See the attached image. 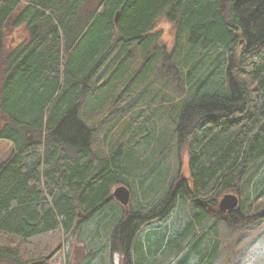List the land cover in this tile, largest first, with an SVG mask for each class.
I'll return each instance as SVG.
<instances>
[{"label":"trees","instance_id":"1","mask_svg":"<svg viewBox=\"0 0 264 264\" xmlns=\"http://www.w3.org/2000/svg\"><path fill=\"white\" fill-rule=\"evenodd\" d=\"M87 1L0 0V141L12 145L0 163V232L24 241L61 232L86 247L80 264H115L116 257L121 264H189L185 248L194 264H213L218 221L264 219L254 207L264 197V0H101L90 8ZM160 16L177 30L160 70L178 97L164 96L158 117L152 95L147 104L116 109L134 89L126 81L144 78L159 50L156 44L145 53ZM9 27L24 31L16 44ZM136 49L144 61L130 72ZM117 52L107 78L128 77L120 87L112 80L121 94L109 117H127L126 126L103 154L95 150L98 129L81 112L107 84L97 79ZM166 116L175 125L170 135L160 126ZM175 138L187 147V179L173 178L165 163ZM120 186L130 192L126 206L111 198ZM227 194L240 205L225 218L218 205ZM185 203L186 221L170 224ZM0 264L31 263L0 247Z\"/></svg>","mask_w":264,"mask_h":264},{"label":"rangeland","instance_id":"2","mask_svg":"<svg viewBox=\"0 0 264 264\" xmlns=\"http://www.w3.org/2000/svg\"><path fill=\"white\" fill-rule=\"evenodd\" d=\"M100 1L101 0H88L86 5L88 8L94 7ZM23 32L24 31L22 28L16 29L15 31L9 27L7 29V37H9L8 40L12 42V44H16L18 40L15 37H23ZM176 33L177 30L175 26L169 23L164 16H160L157 19L155 30L151 34L145 53H149L151 50H153L156 44L158 45L159 50L156 52L155 57L149 60L146 67L142 70L141 74L143 71H147L146 76L142 78L143 74L140 75L138 81L134 82L132 79H128L126 81L128 77L127 74L123 75V77H121L120 74H117L115 76L117 77L115 81L113 79L114 75H111L112 73L107 78L108 71L111 69V67L116 65L117 61L121 59L122 52L113 53L109 57L108 62L103 65L102 69L100 70V77L97 79V83H104L106 80L107 84L103 87V90L101 89L98 92H94L93 97H89L91 100H89V105L86 106L87 109L85 108L86 110L81 112L82 117L86 119L85 121L92 127L98 129L96 133L98 142L96 143L97 145L95 150H98L101 153L105 152L107 148L110 147V141L113 138H118V132H120L119 128H122L123 130V128L126 126V123L121 118L126 119L127 117H123L121 115L112 116L114 117L113 119H110L109 117L113 111L112 103L114 102V99L117 98V95L121 94V91L117 89L116 86H114V88L112 87V80L114 81L113 83L117 84L119 87L123 85L125 81L126 83L133 82L131 84V88L134 87V89H131V91L128 90V92L126 91L124 94H121L119 101L117 102L118 104L116 109H120L121 106L134 103V101L137 104H139V102L146 103L147 100H145V97L152 95L153 100L150 101V103L156 104L148 106L154 108V114L158 117L163 113L162 110L166 99L168 97L170 99L178 97V89L173 87L171 84L172 78L168 75H165L166 69L160 70V64L164 54L169 55L174 53V49L176 48ZM135 51L137 53L139 50L136 49ZM137 56L136 62L129 70L130 72L137 71L141 63L144 61L145 55L142 53V50L137 53ZM177 59L178 58L176 55L175 61L176 64L179 65V61ZM124 69L125 68L123 67L119 68L118 72H122ZM107 86H109V88H106ZM138 95H140V99L137 98ZM164 96L167 98L164 99ZM161 99L164 101L163 103L159 102L162 101ZM180 102H182V100H180ZM85 111L88 113L86 114ZM147 115L148 114H145V116ZM151 118L152 116L149 119ZM167 118V116L161 118L163 122L160 124V126H165V129H167L170 135L175 125L172 120ZM109 119L112 122L115 120L113 128ZM120 133L122 134L123 132ZM123 137L125 138V136ZM11 152L12 145L6 141H0V163L6 160ZM169 152L170 153L167 155V161L165 163L172 164V177L175 178L177 175H179L187 179L189 177V171L187 167V147L177 146L175 138L173 141V147L170 148ZM165 163L163 166L167 165ZM253 169H256V167ZM112 200L113 202H117L113 198ZM257 202L254 203V207H256L255 209L259 211L263 210L264 197H262ZM239 205L237 209H239ZM178 208L180 210H177L173 214L174 217L173 220L169 222L170 224H172L174 221H176L174 225L177 224L179 216H184V222L188 218L190 204L185 203L184 205H180ZM229 213L230 212L228 211L224 213L226 216L225 218L229 216ZM216 214L217 212L215 209L211 210L209 221H215V219H217ZM239 217L240 215L237 214L235 217H232V222H235L234 224H236L234 226L229 225L227 222L218 221L217 227L220 233L219 254L217 256V260L213 264H245L246 260L254 261L255 264H264V219L257 220L253 224L244 225L245 222L240 221ZM224 221H227V219ZM0 247H7L17 250L20 254V257L24 261H27L31 264H35L38 261H41L45 264H80V262L83 261L87 251L86 247L81 242H78L77 239H74L73 237H65L61 232L46 234L28 241H24L23 239L14 235L0 232ZM185 250V253L181 256V258L189 260V264H194V252L191 248H185ZM115 262V264H121L120 258L116 257Z\"/></svg>","mask_w":264,"mask_h":264},{"label":"water","instance_id":"3","mask_svg":"<svg viewBox=\"0 0 264 264\" xmlns=\"http://www.w3.org/2000/svg\"><path fill=\"white\" fill-rule=\"evenodd\" d=\"M117 18H116V21H117ZM113 198H115L123 206H126L130 201V192L124 186L117 187L114 190ZM197 203L200 206L205 207V205L201 201H197ZM238 205H239V198L236 195L227 194L219 202L218 208L220 211L225 213L227 211L230 212V211L236 210Z\"/></svg>","mask_w":264,"mask_h":264},{"label":"clouds","instance_id":"4","mask_svg":"<svg viewBox=\"0 0 264 264\" xmlns=\"http://www.w3.org/2000/svg\"><path fill=\"white\" fill-rule=\"evenodd\" d=\"M245 264H255V262L254 261H245Z\"/></svg>","mask_w":264,"mask_h":264},{"label":"bare ground","instance_id":"5","mask_svg":"<svg viewBox=\"0 0 264 264\" xmlns=\"http://www.w3.org/2000/svg\"><path fill=\"white\" fill-rule=\"evenodd\" d=\"M113 193H114V191L112 192V194H111V198H113ZM113 199H115V198H113ZM116 200V199H115ZM117 201V200H116ZM118 202V201H117ZM119 203V202H118ZM121 206H123L121 203H119Z\"/></svg>","mask_w":264,"mask_h":264}]
</instances>
